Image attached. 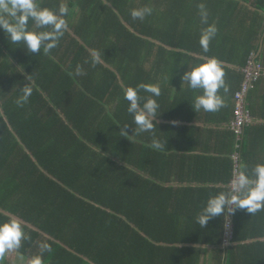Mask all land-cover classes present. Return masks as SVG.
<instances>
[{
    "label": "trees",
    "instance_id": "1",
    "mask_svg": "<svg viewBox=\"0 0 264 264\" xmlns=\"http://www.w3.org/2000/svg\"><path fill=\"white\" fill-rule=\"evenodd\" d=\"M63 1L43 4L58 8ZM78 1L68 4L69 27L51 56L11 45L0 31V208L15 215L29 236L18 252L32 257L48 243L46 264H207L208 257L213 264H264V211L251 216L236 209L203 228L195 222L210 195L228 190L236 150L249 169L264 162L258 156V148L264 153V125H248L239 149L230 127L234 95L252 54H258L262 74L251 90L264 85V45L258 53L264 0ZM200 3L217 27L206 53L199 44L207 26ZM146 4L152 15L133 20L130 9ZM92 50L114 69L102 62L92 66ZM9 53L22 69L10 65ZM213 56L229 86L227 93L220 90L225 106L196 112L193 92L180 77L189 63ZM78 64L83 74L75 76ZM27 75L33 93L17 107ZM138 82L160 84L157 116L218 124L208 128L210 139L226 156L211 183L179 190L146 177L144 169L159 177L151 167L133 168L129 139L120 131L127 124L132 135L123 90ZM9 216L0 211V220ZM229 218L232 243L226 245Z\"/></svg>",
    "mask_w": 264,
    "mask_h": 264
},
{
    "label": "clouds",
    "instance_id": "2",
    "mask_svg": "<svg viewBox=\"0 0 264 264\" xmlns=\"http://www.w3.org/2000/svg\"><path fill=\"white\" fill-rule=\"evenodd\" d=\"M198 8L201 22L207 25L201 30L199 37V44L206 53L209 50L210 41L217 33V27L215 23H208L209 13L205 4L200 3ZM69 12L67 3H60L58 8H50L43 4V0H0V31L4 33L11 45L23 46L29 53L39 54L42 51L43 54L48 55L58 47L61 38L68 30ZM152 13L153 8L147 4L130 9L133 20L144 21ZM90 57L92 66L102 62L99 50H92ZM82 74L83 69L78 64L74 75ZM180 79L187 89L193 92L191 105L196 112L203 110L215 113L225 106L220 90L223 89L224 93H227L229 86L225 80L222 62L216 57H202L199 62L189 63ZM26 80L27 83L17 90L14 100L17 107H23L28 103L33 93L32 75H27ZM141 90L147 95L141 96L139 94ZM123 93V98L128 102L127 112L132 115L135 125L133 132L150 134L149 147L154 151H164L165 142L157 135L155 121L161 112L158 101L161 96L160 84L138 82L135 86H128ZM126 129L127 124L120 133L121 136H127L129 139L130 135ZM236 209H244L251 216L264 211V162L256 163L251 169L247 164H242L240 170L230 180L228 190L219 191L207 198L196 215L195 222L203 228L211 218L226 215ZM26 239H29V236L19 219L9 216L0 220V264H3L6 253L18 250L22 240ZM44 252H51V246L48 243L41 245L40 253L32 256L29 264H46L43 258Z\"/></svg>",
    "mask_w": 264,
    "mask_h": 264
},
{
    "label": "crops",
    "instance_id": "3",
    "mask_svg": "<svg viewBox=\"0 0 264 264\" xmlns=\"http://www.w3.org/2000/svg\"><path fill=\"white\" fill-rule=\"evenodd\" d=\"M65 3L77 5L79 4V1L73 0V2H69L68 0V2ZM49 54L50 56L52 55L51 53ZM41 55L46 56L42 52ZM60 55L64 56V50L60 51ZM8 60L12 67L22 69L14 55L9 53ZM102 63H105V65L114 69L106 63L103 58ZM148 68H150L149 64ZM247 100L249 101L248 107L253 116L251 124L256 125V128L258 129V127L264 125V85H260L257 89L251 90L247 96ZM155 121L157 123V135L165 142V150L162 152L154 151L149 147V144L151 143L150 134H136L133 132V129L135 128L133 123L131 129L132 135L131 132L128 131V134L130 135L128 149L130 150V153H132L131 158L135 170H139V167L137 166L140 165L145 168L151 167L153 171H156L155 173L159 174V177L151 175L148 169H144L146 177H149L151 180L153 179L154 182L157 181L159 184H165L169 187L174 186L179 190L185 187H196L208 183L210 182L209 180L212 179V175L216 178L217 175H215V171L224 165V162L221 159L226 155L223 152L216 150L223 149V146L210 139L212 138L210 136L212 133L209 132L208 128H218V124L214 125L200 120L183 122L181 120H171L159 116L155 118ZM183 124L190 127H183ZM221 126L226 127L228 125L227 123H224L219 125V127ZM251 145H253L252 142ZM262 145L263 143H260V147ZM253 150H255V147ZM258 152L259 158L264 161V153L260 152V148H258ZM0 211L16 217L2 208H0ZM231 238L227 237L226 234V245L232 243ZM12 252L16 253L15 260L18 263L20 262L19 264L30 262L31 256L23 255L19 253L18 250L10 251V255ZM11 262L8 253H6L3 263L12 264ZM207 264H213V261L209 257L207 258Z\"/></svg>",
    "mask_w": 264,
    "mask_h": 264
},
{
    "label": "built area",
    "instance_id": "4",
    "mask_svg": "<svg viewBox=\"0 0 264 264\" xmlns=\"http://www.w3.org/2000/svg\"><path fill=\"white\" fill-rule=\"evenodd\" d=\"M244 80L241 87L236 91L234 95L235 107L233 111V118L231 121V128L237 137L236 148L240 147V140L244 129L250 125L253 121L251 110L247 106V95L249 91L254 87V83L260 78L262 70L260 65L256 61V55L252 54L248 61L247 66L243 69ZM234 161V174L241 168V160L238 151L236 150L232 154ZM232 213V212H231ZM230 213V214H231ZM232 220L229 218L227 223L226 234L227 237H232Z\"/></svg>",
    "mask_w": 264,
    "mask_h": 264
},
{
    "label": "rangeland",
    "instance_id": "5",
    "mask_svg": "<svg viewBox=\"0 0 264 264\" xmlns=\"http://www.w3.org/2000/svg\"><path fill=\"white\" fill-rule=\"evenodd\" d=\"M8 256H9L10 260L12 261V262H11L12 264H13V263H14V264H19V263H20V262H19V263L16 262V260H15V259H16V253H13V252H12V254L10 255V252H8ZM13 261H14V262H13ZM24 264H29V263L27 262V263H24Z\"/></svg>",
    "mask_w": 264,
    "mask_h": 264
},
{
    "label": "water",
    "instance_id": "6",
    "mask_svg": "<svg viewBox=\"0 0 264 264\" xmlns=\"http://www.w3.org/2000/svg\"><path fill=\"white\" fill-rule=\"evenodd\" d=\"M263 45H264V33H263V36H262V38H261V42H260V48H259V51H258V53H260L261 52V50H262V48H263ZM258 55V54H257ZM256 55V56H257Z\"/></svg>",
    "mask_w": 264,
    "mask_h": 264
}]
</instances>
